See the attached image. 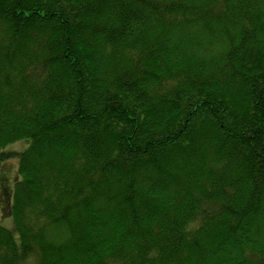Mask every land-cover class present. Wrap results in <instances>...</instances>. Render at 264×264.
I'll return each mask as SVG.
<instances>
[{
	"label": "trees",
	"instance_id": "obj_1",
	"mask_svg": "<svg viewBox=\"0 0 264 264\" xmlns=\"http://www.w3.org/2000/svg\"><path fill=\"white\" fill-rule=\"evenodd\" d=\"M15 158L0 264H264V0H0Z\"/></svg>",
	"mask_w": 264,
	"mask_h": 264
},
{
	"label": "rangeland",
	"instance_id": "obj_2",
	"mask_svg": "<svg viewBox=\"0 0 264 264\" xmlns=\"http://www.w3.org/2000/svg\"><path fill=\"white\" fill-rule=\"evenodd\" d=\"M28 146L29 142L27 140H24L9 146L7 149L11 152H22ZM18 164L19 163L17 158L8 162L2 169V174L0 178V225L7 229L13 228V220L9 219L12 201L11 198L6 195L8 191H6L5 189V184L8 182L7 186H9L10 189L12 188L14 179H17L16 177L18 176ZM4 179H7L8 181L5 182Z\"/></svg>",
	"mask_w": 264,
	"mask_h": 264
}]
</instances>
